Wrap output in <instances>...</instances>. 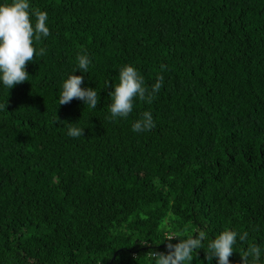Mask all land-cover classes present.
<instances>
[{
    "label": "trees",
    "instance_id": "16d2710c",
    "mask_svg": "<svg viewBox=\"0 0 264 264\" xmlns=\"http://www.w3.org/2000/svg\"><path fill=\"white\" fill-rule=\"evenodd\" d=\"M29 3L51 35L28 81L0 82V264H154L148 251L167 253L166 236L185 229L247 232L230 264L252 244L264 264V0ZM125 64L149 88L164 82L111 120L106 84ZM71 74L99 93L95 109L59 105ZM144 111L156 127L133 132ZM208 240L191 264H218Z\"/></svg>",
    "mask_w": 264,
    "mask_h": 264
},
{
    "label": "clouds",
    "instance_id": "9594fccd",
    "mask_svg": "<svg viewBox=\"0 0 264 264\" xmlns=\"http://www.w3.org/2000/svg\"><path fill=\"white\" fill-rule=\"evenodd\" d=\"M48 14L40 9H32L29 0H9L0 4V82L8 90L17 84L29 80L26 71L27 64L34 62L37 56L46 54V50L40 47L37 51L35 44L42 38L51 35L47 24ZM78 68L87 73L91 63L86 54L77 55ZM161 71L166 65H161ZM164 77L158 75L156 82L151 88L145 85L144 77L131 64H125L119 69V83L113 86L111 82L106 84L107 88L113 90L108 93L111 103L108 105L110 119L127 118L133 111L134 101L148 104L153 103L156 95L163 86ZM83 76L71 74L63 82L59 96V105L70 103L73 99H79L90 108L95 109L100 100L99 93L93 88H82ZM6 104H0V110H6ZM57 120L59 118L57 116ZM61 122V121H60ZM67 123V122H65ZM68 135L73 138L83 136L84 128L67 123ZM156 127L151 112L144 111L141 117L132 124V131L142 133ZM187 229L182 232L171 233L164 241L167 253L159 251H148L154 264H191L193 253L204 249L203 241L208 240V234L198 230L194 235H187ZM239 241H246L248 233L242 234L235 230H224L208 240L205 258L212 261L215 257L218 264H230V256L235 252L234 245ZM177 239L178 243H171ZM142 245L149 246L148 242L141 241ZM150 247V246H149ZM241 264H261V248L252 244L240 253Z\"/></svg>",
    "mask_w": 264,
    "mask_h": 264
},
{
    "label": "water",
    "instance_id": "95a60500",
    "mask_svg": "<svg viewBox=\"0 0 264 264\" xmlns=\"http://www.w3.org/2000/svg\"><path fill=\"white\" fill-rule=\"evenodd\" d=\"M114 257H115V254L113 255V259H114Z\"/></svg>",
    "mask_w": 264,
    "mask_h": 264
}]
</instances>
